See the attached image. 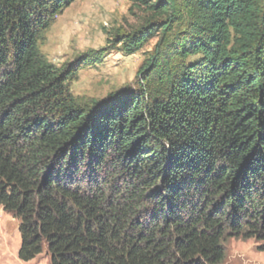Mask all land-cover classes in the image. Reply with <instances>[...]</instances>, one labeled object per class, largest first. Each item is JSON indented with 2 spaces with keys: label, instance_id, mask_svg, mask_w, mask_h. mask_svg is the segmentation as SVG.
<instances>
[{
  "label": "trees",
  "instance_id": "obj_1",
  "mask_svg": "<svg viewBox=\"0 0 264 264\" xmlns=\"http://www.w3.org/2000/svg\"><path fill=\"white\" fill-rule=\"evenodd\" d=\"M74 1L0 0V207L18 259L45 245L51 264H223L229 238L264 252V0L149 6L116 36L127 54L159 38L136 88L88 103L70 85L99 56L57 67L38 46Z\"/></svg>",
  "mask_w": 264,
  "mask_h": 264
},
{
  "label": "rangeland",
  "instance_id": "obj_2",
  "mask_svg": "<svg viewBox=\"0 0 264 264\" xmlns=\"http://www.w3.org/2000/svg\"><path fill=\"white\" fill-rule=\"evenodd\" d=\"M159 1L76 0L46 31L39 49L57 67L81 56H99V61L80 71L70 85L71 94L83 103L101 102L111 94L135 89L137 74L154 53L159 38L148 40L135 54H127L116 36L126 37L140 28L155 15L149 6ZM18 228V220L0 207V264H51L45 245L32 261L24 263L18 259L21 242ZM223 246V264H264V252L258 250L259 243L254 240L229 238Z\"/></svg>",
  "mask_w": 264,
  "mask_h": 264
}]
</instances>
